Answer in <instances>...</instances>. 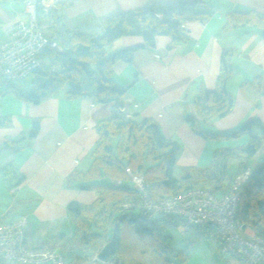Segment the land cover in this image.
I'll use <instances>...</instances> for the list:
<instances>
[{"label": "crops", "instance_id": "obj_1", "mask_svg": "<svg viewBox=\"0 0 264 264\" xmlns=\"http://www.w3.org/2000/svg\"><path fill=\"white\" fill-rule=\"evenodd\" d=\"M176 2L61 0L56 10H42L60 16L71 31L91 36L103 33L109 20L120 13L149 3ZM210 3L213 14L204 22L187 23L189 38L185 41L174 45L170 36L161 34L150 45L141 35H122L112 43L113 50L139 47L130 61L120 60L113 65L116 82L127 89L118 105L114 101L96 102L91 96L71 97L66 87L38 103L13 92L2 94L6 85L0 88V115L9 119L7 125L0 126V224L27 216L30 243H41L62 232L71 236L75 225L68 204L72 201L91 204L98 193L95 189L81 188L78 178L72 182L68 178L90 169L92 152L100 138L98 123L116 110L127 120H153L165 137L179 143L173 169L178 178L189 168L209 167L214 153L221 148L247 144L250 137L246 134L231 140L206 139L186 120L188 113L197 115L194 98L216 89L225 49L236 51L231 60L235 72L227 84L233 107L227 115L216 118L210 128L226 132L254 118L264 128V37L256 26L230 30L223 27L227 13L232 11L252 10L264 15V0H210ZM18 21H29V8L24 1L0 0V42L7 39L6 27ZM256 78H260L257 86L242 84ZM35 120L38 131L32 137L30 131ZM263 156L264 140L248 158L249 167L256 166ZM231 158L237 160L233 172L229 171ZM240 160L231 156L226 160L232 180L238 173ZM9 166L17 169L20 181L6 175L4 168ZM196 228L200 227L187 231L181 228L184 238L179 250L188 253L182 264H237L235 257L220 253L215 234L201 233Z\"/></svg>", "mask_w": 264, "mask_h": 264}, {"label": "trees", "instance_id": "obj_2", "mask_svg": "<svg viewBox=\"0 0 264 264\" xmlns=\"http://www.w3.org/2000/svg\"><path fill=\"white\" fill-rule=\"evenodd\" d=\"M24 1V0H23ZM213 14L210 0H177L174 4H147L140 9L120 13L109 20L101 34L86 36L68 29L60 16L46 14L40 4L36 7L37 25L43 29L61 50L49 48L42 54V66L33 72L32 87L24 91L18 81L9 83L2 94L16 93L26 100L38 103L66 87L71 97L91 96L96 102L120 104L126 87L118 84L113 76L117 61H130L139 47L110 50L112 43L122 35H141L152 45L157 35H168L175 45L189 38L186 24L193 20L206 21ZM256 26L264 37V15L252 10L227 13L224 29ZM236 51L225 49L221 56V69L214 91H204L194 98L197 115L188 113L186 120L194 131L204 138L230 139L249 135L247 144L237 148L217 150L211 165L204 169L189 168L181 177L174 175L179 143L165 137L156 122L151 119H124L118 110L98 123L100 138L92 154L88 171L68 178H78L81 188L95 189L98 198L91 204L72 201L68 212L75 225L71 236L54 235L41 243H30L26 230L25 243L32 248H52L65 258L64 264H100L95 253L107 241L112 229L120 224V246L116 255L128 264H182L187 250H176L171 244L168 227L181 225V221L169 214L157 213L149 217L143 208L138 192L130 182L126 167L135 175H143L144 182L155 199H169L193 187H204L220 196L232 182L228 173V157L240 158L238 173L248 165L264 140V128L259 119H251L227 132L216 131L212 122L227 115L233 107V97L227 88L234 75L231 62ZM257 86L260 78L242 84ZM9 123L0 115V126ZM258 127L261 132H255ZM38 131V121L33 122L30 135ZM15 182L20 174L13 166L5 167ZM120 185H115L116 180ZM125 205H128L127 207ZM238 218L264 238V156L251 168V175L243 187L238 205ZM128 224L129 237L122 227ZM201 233H213V229L196 228ZM127 234V233H126ZM216 236V234H215ZM0 264H3L0 259Z\"/></svg>", "mask_w": 264, "mask_h": 264}, {"label": "built area", "instance_id": "obj_3", "mask_svg": "<svg viewBox=\"0 0 264 264\" xmlns=\"http://www.w3.org/2000/svg\"><path fill=\"white\" fill-rule=\"evenodd\" d=\"M60 2L24 0L29 8V21H18L6 27L7 39L0 42V88L39 69L41 56L47 49L61 50L36 21L38 3L44 11L50 12L56 10ZM125 170L149 217L157 213L173 215L181 221L185 231L195 227L213 229L221 254L235 257L237 264H264V238L237 216L243 187L251 175L250 167L237 174L220 196L193 186L169 199H155L143 175H135L130 167ZM120 183V179L115 181L116 186ZM27 227V216L0 224V259L3 264H64V256L56 249L29 247L25 243ZM105 244L95 253V260L100 264H128L116 254L105 260L99 259L98 253Z\"/></svg>", "mask_w": 264, "mask_h": 264}, {"label": "rangeland", "instance_id": "obj_4", "mask_svg": "<svg viewBox=\"0 0 264 264\" xmlns=\"http://www.w3.org/2000/svg\"><path fill=\"white\" fill-rule=\"evenodd\" d=\"M110 50H113V48H110ZM32 81H33V74H31V75H29V76H27V77H25L24 79H22L21 81H19V83H21L20 85H21V87H23L24 88V90H26L27 88L29 89L30 88V86H31V84H32ZM27 89V90H28ZM245 123V122H244ZM244 123H242V124H244ZM242 124H240L239 126H241ZM238 126V127H239ZM255 129V132H257V131H259V132H261V130H256V127L254 128ZM227 132V131H226ZM231 139H234V138H230V139H219L220 141H222V140H231ZM230 162H229V166H230V168H229V171L230 172H233V170H234V167H233V165L234 164H236V162L235 161H237L235 158H231V160H229ZM233 174V173H232ZM129 225L128 224H124V226L122 227V231H123V235L124 236H127V237H129L130 235H131V229H129ZM182 226L181 225H175V226H170V227H168V229H167V232L168 233H170L171 235H172V239H171V241H172V246L174 247V248H177V250H179L180 249V242H182V240H183V234H182ZM110 233H112V231L110 232ZM127 233V234H126Z\"/></svg>", "mask_w": 264, "mask_h": 264}, {"label": "water", "instance_id": "obj_5", "mask_svg": "<svg viewBox=\"0 0 264 264\" xmlns=\"http://www.w3.org/2000/svg\"><path fill=\"white\" fill-rule=\"evenodd\" d=\"M120 246V224H116L112 230L111 237L108 239L107 243L98 253V258L105 260L111 255L115 254Z\"/></svg>", "mask_w": 264, "mask_h": 264}, {"label": "bare ground", "instance_id": "obj_6", "mask_svg": "<svg viewBox=\"0 0 264 264\" xmlns=\"http://www.w3.org/2000/svg\"><path fill=\"white\" fill-rule=\"evenodd\" d=\"M112 230H113V229H112ZM110 237H111V236H109L108 239H109ZM108 239H107V241H108ZM107 241H106V242H107Z\"/></svg>", "mask_w": 264, "mask_h": 264}, {"label": "clouds", "instance_id": "obj_7", "mask_svg": "<svg viewBox=\"0 0 264 264\" xmlns=\"http://www.w3.org/2000/svg\"><path fill=\"white\" fill-rule=\"evenodd\" d=\"M116 254V253H115Z\"/></svg>", "mask_w": 264, "mask_h": 264}]
</instances>
